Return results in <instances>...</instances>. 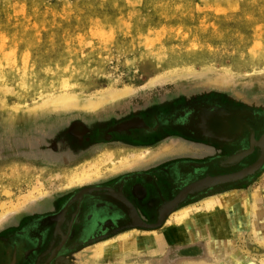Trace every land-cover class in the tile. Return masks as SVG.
Returning <instances> with one entry per match:
<instances>
[{
	"label": "rangeland",
	"instance_id": "374dc122",
	"mask_svg": "<svg viewBox=\"0 0 264 264\" xmlns=\"http://www.w3.org/2000/svg\"><path fill=\"white\" fill-rule=\"evenodd\" d=\"M61 95L72 96L76 107H48ZM99 99L104 102L99 107L83 108ZM189 104L199 105L194 115L196 135L205 132V115L223 125V130L211 131L205 138L226 143L229 151L224 155L246 146L249 138L261 140L264 0H0V133H42L45 125L63 129L76 122L90 130L94 122L107 124L110 119L118 124L117 130L126 132L140 125L138 117L145 112L156 117L172 107L171 117L177 106L182 112ZM157 143L182 145L184 141L168 137ZM101 147V155L93 161L88 156L62 172L69 184L75 182L76 172L89 169L90 164L96 167L89 169L90 176L107 174L113 167L119 170L118 163L124 160L148 154L124 150L142 148L125 144ZM195 148V153L203 152L202 146ZM262 153L261 149L258 160ZM243 157L238 154L235 162ZM216 159L209 161L213 169L227 161ZM258 160L208 178L243 172ZM32 165H23L25 170L12 178L0 176V238L7 239L0 241V264H43L45 260V248L33 250L29 242L31 216L20 213L29 210L28 200L42 194L47 177L56 172H37ZM193 171L181 176L180 187L202 176ZM247 175L235 182L199 186L187 197L189 192L172 210L228 197L230 206L186 234L174 225L172 233L160 235V248L154 238L166 224L164 231L171 230L172 214H163L168 222L163 226L162 220L153 233L149 228L142 231L144 236L126 243L113 241L114 255L96 258L93 247L77 255L72 264H264V162ZM50 182L44 190L60 184ZM251 196H256L252 215L243 205L246 199L251 202ZM14 223L19 230L6 237L5 229ZM182 234L186 238L179 239ZM175 237L191 242L167 241ZM134 239L138 241L135 253H123ZM145 241L151 242L145 246Z\"/></svg>",
	"mask_w": 264,
	"mask_h": 264
},
{
	"label": "flooded vegetation",
	"instance_id": "af4514ba",
	"mask_svg": "<svg viewBox=\"0 0 264 264\" xmlns=\"http://www.w3.org/2000/svg\"><path fill=\"white\" fill-rule=\"evenodd\" d=\"M178 107L175 108L176 110L172 114L174 116L171 117L169 116L173 112L170 111L172 107H168L167 114H159L156 117L150 116V113L145 112L143 117H138L140 125L138 127H130L129 131L126 132L117 130L118 124L113 119H110L107 124L94 122L90 130H87L85 125H80L76 122L70 128L66 127V133L64 128L57 129L56 134L53 132L57 136V140H59V142L54 141L53 145L60 144L62 140V145H67L69 150L75 152L73 153V157L69 158V162L78 161L83 156H87L92 148H101L103 145L117 146L125 144L143 148L168 137L181 139L184 143L182 145L179 143L174 144V146H186L184 148L187 149L195 146H217L222 152L229 151L226 143L225 145H219L213 142V139L205 138L210 136L208 133L211 134V131L223 130L221 127L223 125L214 124L212 119H207L205 115L203 123L205 132H200L199 135H196V117L194 115L199 105H186L183 107L182 112L178 111ZM129 119L131 121V117ZM158 119H161V121L158 122ZM122 123H127V121L124 120ZM151 123H154V125L149 126ZM19 134L20 139L18 140L16 133H0V167L7 161L18 159L21 155L29 156L35 151L34 137L31 140H27L28 135H25V132H19ZM54 134L53 137H55ZM202 134L204 135L202 136ZM66 137L68 142L64 141ZM41 140L43 141L44 139ZM258 140L260 139L254 142L253 139L251 141V138H249V143L246 146H241L231 155H224V158L221 159L227 161L223 165L214 167L215 169H213L209 161H194L190 159V153L180 152V154L176 155V157H179L178 159L168 163L164 160L163 164H166L156 170L161 179L160 183L150 173L136 172L120 175L112 182L111 187H108L106 184L88 183L81 185L68 192L67 203L55 214L29 217L27 220L28 224H24H27L30 230V245L33 247V250L45 248L43 252L45 258L43 264H55L56 262L60 264H72L74 254L84 246L108 241L129 228L139 231L141 229L142 231L146 230L145 228L134 226L129 218V207L125 202H128L135 209L139 215V220L141 219L140 221L144 222L143 224H155L160 217L162 208L175 198L184 187L205 178L214 177L213 175H223L228 171L227 168L233 169L234 166V168H237L255 163L261 155V149L256 144ZM15 141L18 143L15 144ZM20 141H22V146L20 145ZM41 146V150H43L45 146L43 144ZM237 151L242 152L238 153ZM238 154H244V157L241 159L242 161L239 163L235 162L237 159H234ZM189 170H194V173L196 172L202 176L189 183L184 182L185 184L183 183L180 187L178 182L181 176ZM195 191H192L187 197L193 195ZM97 196L103 197L100 199L105 200L107 203L109 201L110 204L106 205L103 201L98 203L95 201V208L92 206L90 208L93 210H103V212L109 214V217L105 222L94 225L95 228L93 227L92 230H86L89 227L87 225L88 219L85 213L83 214L82 212L88 211L85 209L87 200L90 199L92 201V197L97 198ZM86 197L89 198L85 199ZM187 197L185 200L188 199ZM174 212L175 210H172L166 216H170ZM166 216L163 219V223L167 219ZM18 227L17 223L7 227L5 229L6 237L10 235L14 237L15 232L19 230ZM0 241H7V239L1 236Z\"/></svg>",
	"mask_w": 264,
	"mask_h": 264
},
{
	"label": "crops",
	"instance_id": "0c3cea01",
	"mask_svg": "<svg viewBox=\"0 0 264 264\" xmlns=\"http://www.w3.org/2000/svg\"><path fill=\"white\" fill-rule=\"evenodd\" d=\"M44 130L45 131L42 133H37V132H35V133L33 132V134L29 133V132L25 133V135H28L27 140H31L32 137H34L33 138L35 141V151L34 152H32L29 156L21 155L18 157V159L7 161V162L3 163L0 167V176H4L7 174V175H11V178L18 175L20 173V169L25 170L23 165H28V164H33L32 166L34 167L35 171H37V172L38 171L39 172H51V171L56 172L53 176L49 175L47 177L46 181L50 184H51V182H50L51 180L59 181L60 182L59 186L56 185L57 187L52 189V185H51L50 190H46V189L44 190V188L46 187V184H47V182H46L43 189L41 190L42 194H40L37 197L35 196V198L33 200L32 199L28 200V202L30 203L28 206L29 210H27L25 212H21V213L17 212L20 214H26V215H30V216L53 215L58 210L62 209V207L65 206V204L67 203V194L69 191L74 190V189L78 188L79 186L84 185V184H88V183L104 184V185L106 184V185H108V187H111L112 182L117 177H119L120 175H123V174H127V173H136V172L150 173V174H152V177L154 179H156L157 182L160 183L161 179L159 178L156 170L159 167H162L164 164L178 159L179 157L178 156L176 157V155L180 154V152L190 153L191 154L190 159L194 160V161L203 160V161L212 162V159L217 158L216 160H218V159L224 158L223 152L217 146L202 147L203 152L199 153V154L195 153V151L197 150L195 147L187 149V148L180 147V146H174L172 144H166L165 145V144L155 143L153 145H147L146 147H143V148H136V149L135 148H129V149L124 148V150H129V151H131V150H135V151L140 150V152L146 151V152H148V154H146L145 158H142V156H135L130 160H124L123 162L118 163V165H120V166H117V168H119V167L120 168L117 171H116V167H113L112 168V170L114 169L113 172H107V174H100V172H98L97 174L90 176V179L87 181H84L81 183L73 182L72 184H69L67 182V179L65 178V176H67V174L62 173V172H65V171L67 172L69 169V166H72L75 163H78L80 161L86 160L85 158H87L88 156H90V160L93 161L99 155H101L100 151L102 150L101 148H103V147H101V148L97 147L95 149L92 148V150L89 151L87 156H83L78 161L76 160L73 162H69V158L73 157V153H75V152H73V150H69L67 148V145H65V146L62 145V140L60 141V144H54L53 145L54 141L59 142V140H57V136L55 135L57 133L56 127L53 128L51 126L45 125ZM64 130L66 133V126L64 127ZM64 130H63V132H64ZM53 132H55V134ZM15 133L18 136V140H19L20 139L19 132L12 130V132L9 134H15ZM53 134L55 135V137H53ZM13 136H15V135H13ZM41 139H44V140L42 141ZM67 140L68 139L66 137L64 139V141L68 142ZM14 143L17 144L18 142L15 141ZM42 144L45 146V148L43 150H41ZM20 145L22 146V141H20ZM109 148L115 149V147H109ZM105 150H107V152L109 151L108 149H104V151ZM199 150H201V149H199ZM138 153L139 152H133V154H136V155H138ZM106 154H110V153H106ZM25 160H28L31 163H25L24 162ZM164 160H166L167 162L163 164ZM131 161L132 162L137 161V162H135V164H132ZM20 166H22V168ZM56 175H58V178L56 177ZM87 198H89V197H86L85 199H87ZM100 198H103V197H101V196L100 197L97 196V198L92 197V201L90 199H88L87 204L85 203V209L88 211H85L82 213L83 214L85 213V215L87 216L86 218L88 219L87 225H89V227H87L86 230H92L93 227L95 228L94 225H99L100 223L105 222L109 217V214L106 212H103V210H98V209L93 210L90 208L91 206L93 208H95L96 202L98 203L100 201H103L106 205L110 204L109 201L107 203L105 200L100 199ZM127 204H129V203L127 202ZM163 208H162V210H163ZM185 208H187V207H185ZM181 209H184V208H181ZM181 209H178L176 211H179ZM162 210H161V212H162ZM176 211L174 212L175 214H176ZM174 213L171 215L170 219L175 215ZM138 217H139V215H138ZM130 220H131V218H130ZM166 222H168V221H166ZM173 223L174 222H172V224ZM165 224L166 223L164 222L163 226ZM147 225H153V224H147ZM166 225H169V224H166ZM166 225H165V227H166ZM174 225L178 228V225L173 224V227L171 228V230L164 231V228H165L164 227L161 230L162 232H158L157 236H155V237L157 238L160 235L172 233ZM167 228H168V226H167ZM138 231L139 230H137V229L129 228L128 230L119 234L115 238L110 239L108 241H104V243L102 242V243L94 244L91 246L90 245L84 246L81 249L77 250L76 254H74L75 258L73 257L72 263L76 262L75 259H76L77 255L81 254L83 256L82 252L85 253L87 251V249H92L93 247H96V249H95V257L96 258L102 257L104 255H108V254H109V256H112V255H114V250L111 249L113 246V241H115L117 239H122L121 237H124L127 234H129L130 236L134 235V238L137 235L144 236L145 233L142 232V229L139 231L140 233ZM143 231H145V230H143ZM132 233H136V234H132ZM127 237H129V236H127ZM202 237H204V236H202ZM167 241L170 242L171 244H176V245H180L179 243H190L191 242V240L179 242V240H175V238L167 239ZM148 242L149 241H145L144 245L148 246L149 245ZM165 242L166 241H164V243ZM102 245H107L108 249L105 252V254L101 256V255L97 254V250ZM137 247H138V244H137ZM122 252L125 254H128L124 250Z\"/></svg>",
	"mask_w": 264,
	"mask_h": 264
},
{
	"label": "bare ground",
	"instance_id": "6f19581e",
	"mask_svg": "<svg viewBox=\"0 0 264 264\" xmlns=\"http://www.w3.org/2000/svg\"><path fill=\"white\" fill-rule=\"evenodd\" d=\"M54 100L55 101H52L51 105H48V107L50 106V108L55 109V110L56 109L57 110H69V109L75 108L76 105H77L76 100L72 96H68V95H61V96L57 97ZM102 102L103 101H100V99L97 102H93V103H89V104L86 102L87 105H85L83 108L86 109V110L89 109V108L91 109V107H92V109H95V108L99 107L100 105H102L104 103V102L103 103ZM259 146L261 147L263 153H262V156H261L260 160L254 166H252L248 170H245V171L237 173V174H233V175H229V176H222V177H217V178H205L203 180H200V181H197L195 183H192L190 186L184 188L169 204H167V206H165L163 208L162 212L159 215L160 217L158 218V221H157L156 224L147 225V224L141 223L139 221V217H138L136 211L133 209V207H131L130 204H127L125 202V204L128 205V207L132 211V212L129 211L132 223L133 224H138V225H141V226H145V227L149 226V227L152 228V230L156 229L157 227H159L157 225H160L162 223V220H163L162 215L165 214V213L167 215V213L170 210H172L189 192H191L195 188H197L199 186L221 184V183H224L225 181H229V180L231 181V179L239 178L241 176L243 177L244 175L251 174L264 161V137L261 138ZM90 166L93 167L94 169L96 168V167H94L95 166L94 164H90ZM89 169H88V167H86V168L83 167L80 171L76 172L74 177H73L74 181L76 183H81V182L89 180L90 179V173H88V172H90ZM96 170L98 171V169H96ZM93 172H95V171H93ZM93 172H91V173L94 174ZM201 181H202V183H201ZM251 198H252L251 202H249L247 199L244 200L243 205L248 210V214L252 215L253 212L255 211L254 207H255V203H256V201H255L256 200V196H251ZM230 201H231L230 197L226 198L223 201L221 199L220 200L219 199L206 200L203 203L201 202L202 205L200 207L191 206V207L185 208L184 210H181L180 212L176 213L171 218V220L174 222V224L181 225L178 228H180L181 231H183L186 234L189 230H192V228L194 229V228H197L198 226H202V224H205L207 222L208 217L210 215L216 214V213H220L221 211H224V210L228 209L229 206H230L229 205ZM165 211H167V212H165ZM212 216H214V215H212ZM1 218H2V216H0V219ZM153 232H155V230H153L152 233ZM127 236H129V237H127ZM192 236H194V234H192ZM161 237L159 236L156 239L154 238L155 239L154 242L158 245L159 248L161 247V242H162ZM178 237H179V239L186 238L184 234H182V236L179 235ZM121 238L124 240L123 242L126 243V242H128L129 239L132 240L134 238V235L130 236L129 234H127V235H125L124 237H121ZM175 238L177 239V237H175ZM149 242H151V241H149ZM137 244H138V241L134 239L132 242H129L128 244H126L127 248L124 251H126V253H135V250L137 248ZM123 246H124V244H123ZM107 249H108L107 245H102L97 250V254L102 256V255L105 254Z\"/></svg>",
	"mask_w": 264,
	"mask_h": 264
},
{
	"label": "water",
	"instance_id": "95a60500",
	"mask_svg": "<svg viewBox=\"0 0 264 264\" xmlns=\"http://www.w3.org/2000/svg\"><path fill=\"white\" fill-rule=\"evenodd\" d=\"M263 137H264V135H263ZM241 155L244 156V154H241ZM246 176H248V175H244L243 177L241 176V177H239V178H234V179H231V181H230V180H229V181H225L224 183L235 182V181H237V180H241V179L245 178ZM201 183H202V181H201ZM201 183H200V184H201ZM221 184H223V183H221ZM129 210H130V212H132L130 208H129ZM134 226L141 227V228H145V229H149V228H151V227H149V226H148V227H145V226H141V225H138V224H134Z\"/></svg>",
	"mask_w": 264,
	"mask_h": 264
}]
</instances>
